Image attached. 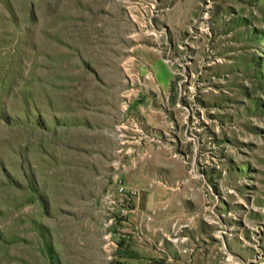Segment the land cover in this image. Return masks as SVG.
<instances>
[{
  "label": "rangeland",
  "instance_id": "1",
  "mask_svg": "<svg viewBox=\"0 0 264 264\" xmlns=\"http://www.w3.org/2000/svg\"><path fill=\"white\" fill-rule=\"evenodd\" d=\"M132 232L264 264V0H0V264Z\"/></svg>",
  "mask_w": 264,
  "mask_h": 264
},
{
  "label": "crops",
  "instance_id": "2",
  "mask_svg": "<svg viewBox=\"0 0 264 264\" xmlns=\"http://www.w3.org/2000/svg\"><path fill=\"white\" fill-rule=\"evenodd\" d=\"M139 216L132 217V220L135 224H137L140 219ZM154 231H157V234H160V229L156 230L153 228ZM131 233V231H130ZM133 234H127L126 240H123V246L119 247L118 256L120 257L119 261L121 264H187V256L185 253V246L172 244L167 245L166 243H162L158 240L157 247L152 248V250L159 255V258H155V254H152L149 257L147 250L151 249L148 243H145L144 240L148 239V234H143V237L138 236L137 233L132 232ZM154 233V232H153ZM156 234V233H155ZM146 235V236H145ZM145 246V247H144ZM168 252L167 258L165 254ZM166 251V252H165ZM174 252V253H173ZM201 264V263H199Z\"/></svg>",
  "mask_w": 264,
  "mask_h": 264
},
{
  "label": "built area",
  "instance_id": "3",
  "mask_svg": "<svg viewBox=\"0 0 264 264\" xmlns=\"http://www.w3.org/2000/svg\"><path fill=\"white\" fill-rule=\"evenodd\" d=\"M124 191V187L123 186H119V188H118V192L119 193H122L121 195L123 196L124 194L123 193H125V192H123Z\"/></svg>",
  "mask_w": 264,
  "mask_h": 264
}]
</instances>
